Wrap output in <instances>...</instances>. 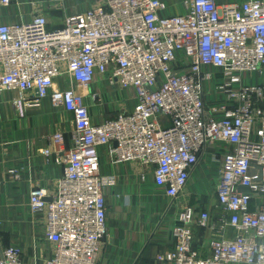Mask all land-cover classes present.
<instances>
[{
	"label": "built area",
	"instance_id": "2783aa9c",
	"mask_svg": "<svg viewBox=\"0 0 264 264\" xmlns=\"http://www.w3.org/2000/svg\"><path fill=\"white\" fill-rule=\"evenodd\" d=\"M51 1L52 10L64 12L63 0ZM11 3L0 0V9ZM184 7L183 15L163 17L160 0H90L58 27L49 28L42 13L0 24V94H19L13 101L19 116L45 97L73 116L69 148L60 132L50 138L62 168L55 191L29 192L30 211L44 217L53 246L46 264H98L107 229L104 193L113 184L100 174L99 147L113 163L152 171L174 203L215 146L222 148L215 184L221 216L178 207L173 251L158 255L157 264H264V86L241 80L264 70V0H188ZM96 73L133 92L131 112L91 122L75 86L86 89ZM214 75L222 78L216 91L224 102L207 107L204 85ZM58 77L67 79V89L55 87ZM42 154L51 157L46 149ZM228 226L234 238L224 236ZM194 227L210 234L205 256L194 249ZM21 256L18 248L0 247V264H23Z\"/></svg>",
	"mask_w": 264,
	"mask_h": 264
},
{
	"label": "crops",
	"instance_id": "0c3cea01",
	"mask_svg": "<svg viewBox=\"0 0 264 264\" xmlns=\"http://www.w3.org/2000/svg\"><path fill=\"white\" fill-rule=\"evenodd\" d=\"M188 0H160L164 5L160 15L171 17L185 13ZM217 4H238L243 0H214ZM51 0H12L0 9V24L12 25L29 22L33 15L42 13L48 27L62 25L67 15L81 13L90 7V0H63L64 12L52 10ZM210 72L217 73L210 68ZM244 85L264 86V70L244 73ZM55 87L67 89L66 78L58 77ZM222 83L214 75L204 85L207 107L219 106L224 95L216 91ZM88 107L90 120L99 125L115 118L121 112H131L136 104L133 92L111 86L104 75L96 73L86 88L75 86ZM23 95V94H22ZM97 97L94 99L93 96ZM15 91L0 94V247L18 248L23 264H46L53 255V246L44 237V217L33 216L29 208V192L39 187L51 196L62 177V168L54 160L53 134L64 136V147L71 146L73 116L63 108L52 106L48 97L37 106H28L19 116L13 101ZM24 97L33 101L34 92ZM51 152L46 159L42 150ZM220 146L211 147L191 173L183 193L172 203L165 188L155 183L152 171H145L132 162L113 163L107 148L99 147V171L111 178L113 184L105 189L107 229L98 264H157L158 255L173 251L172 231L176 225V209L191 206L206 211L215 219L221 216L216 207L215 184L222 157ZM18 175L15 179L14 176ZM49 200V198L47 199ZM226 238H234L235 230L226 227ZM210 234L194 227V249L207 254L206 243ZM232 264V263H228Z\"/></svg>",
	"mask_w": 264,
	"mask_h": 264
},
{
	"label": "water",
	"instance_id": "95a60500",
	"mask_svg": "<svg viewBox=\"0 0 264 264\" xmlns=\"http://www.w3.org/2000/svg\"><path fill=\"white\" fill-rule=\"evenodd\" d=\"M239 191L242 193H245V194H250V192L247 188H240Z\"/></svg>",
	"mask_w": 264,
	"mask_h": 264
}]
</instances>
